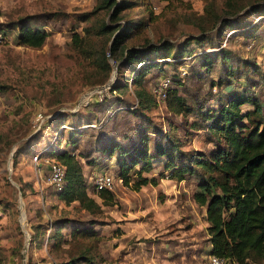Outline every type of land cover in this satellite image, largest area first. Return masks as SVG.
<instances>
[{
    "label": "rangeland",
    "instance_id": "obj_1",
    "mask_svg": "<svg viewBox=\"0 0 264 264\" xmlns=\"http://www.w3.org/2000/svg\"><path fill=\"white\" fill-rule=\"evenodd\" d=\"M113 1H128L132 6L111 21L110 11L100 8L102 0H0L4 35L0 40V264H62L80 255L88 257L89 264H207L205 208L194 199L201 168L178 181L169 178L164 159L155 158L142 176L155 178L156 184L135 190L137 165L130 171L129 186L115 182L108 190L107 203L90 192L100 207L92 215L76 202L59 201L47 182L48 164L34 162L33 156L40 153L49 160L53 157L48 152L56 146L80 154L89 188L101 171L116 175L115 158L107 159L96 145L104 143L103 133L124 145L128 137L136 143L133 130L141 121L128 110L136 104L130 69L118 68L107 53L112 35L97 31L102 23L118 27L127 21L138 28L124 43L126 48L142 50L148 58L165 56L158 60L164 61L158 62L161 71L151 70L144 78L143 87L158 106L146 115L161 125L166 118L180 122L177 137L184 150L211 149L207 132L190 128V123L199 121L196 113L171 117L152 88L168 77V86L176 87L193 109L201 102L204 109L216 110L230 90L242 94L245 90L262 100L264 15L253 24L258 17L249 11L251 0H183L169 5L157 0ZM233 10L238 13L231 15ZM25 16L33 27L48 33L38 48L17 41L12 25ZM223 17L233 26L222 27ZM73 33L80 37L81 47L72 44ZM192 37H201L202 47ZM186 39L195 52L203 49L214 59L224 50L230 59L223 66L217 61L211 70H200L195 57H176L177 46ZM173 77L179 79L178 85ZM227 77L231 83L225 86ZM211 81L218 85L211 86ZM114 85L118 90L109 93ZM240 109L244 112L251 106ZM37 112L40 120L35 118ZM75 127L81 133L69 146L65 142ZM59 218L94 220L95 236L71 238L67 223L61 239L50 240V225Z\"/></svg>",
    "mask_w": 264,
    "mask_h": 264
},
{
    "label": "trees",
    "instance_id": "obj_2",
    "mask_svg": "<svg viewBox=\"0 0 264 264\" xmlns=\"http://www.w3.org/2000/svg\"><path fill=\"white\" fill-rule=\"evenodd\" d=\"M157 1L169 5L181 3L183 0ZM102 3L100 8L110 11L111 21L121 10L132 6L128 1L116 3L113 0H102ZM247 5L249 11L256 13L258 17L253 24L260 22L264 15V0H251ZM237 13L238 10H233L231 15ZM29 18L21 17L8 26L16 28L19 43L38 48L48 33L33 27ZM84 18L86 19L87 15H84ZM230 22L229 18L223 17L220 25L228 28L233 26ZM132 25L128 21L118 27L112 26L111 23H102L97 32L112 35L107 53L118 63V68L130 69L128 76L135 88L133 93L136 104L132 109H128V112L141 121L133 130L137 142H132L128 137V144L124 145L112 135L103 133L101 139L105 137V141L103 144L97 143L96 151L107 159L115 158L118 167L115 176L126 186L130 185V171L138 165L133 171L136 181L132 188L135 190L141 186L156 184L155 178L142 176L143 172L150 171L155 158H163V167L169 170V178L178 181L182 180L185 174H195L201 168L203 172L198 174V192L194 199L198 205H204L205 208L208 255L224 257L231 264L264 262V97L260 100L255 94L245 90L243 94L230 90L225 102L216 110L204 109L205 106L201 102H196L193 109L186 104L184 97L178 94L176 87H168L162 101L165 111L171 117L180 115L181 119L194 111L199 121L190 123V128L204 129L213 145L211 149L204 151L184 150L177 137L182 130L180 122L177 124L166 118L165 124L161 125L152 122L146 115L148 109H156L158 106L151 92L143 87L144 78L151 70L161 71L162 63L158 62L164 61L158 60L165 56L148 58L142 50L126 48L124 43L131 36L132 30L138 28ZM189 39L202 47L201 37ZM189 39L177 46L176 57H183V54L195 57V64L200 70H211L217 61L222 66L229 61L230 57H227L228 54L224 50L219 51L214 59L203 49L199 52L193 51L188 48ZM71 42L77 48L81 47V39L77 33L72 34ZM227 71L228 76L232 75L228 67ZM172 81L178 85L179 79L173 77ZM224 83L225 86L231 83L229 77ZM210 85H218V82L211 81ZM118 87L114 85L108 92L116 91ZM244 104L250 105L251 109L242 112L240 106ZM80 133L78 127L70 130L65 143L74 145L77 142L76 135ZM48 155L55 158L64 168L63 186L59 191L54 188L57 199L65 205L76 202L80 209L92 215L98 212L99 205L87 194L89 185L81 172L82 165L78 158L80 154L56 146L49 150ZM95 194L102 202L107 203L106 201L110 200L108 190H100ZM67 223L70 224L71 238L95 236L94 220L74 222L59 218L51 223L48 238L59 241L61 230ZM90 262L88 257L80 255L62 264Z\"/></svg>",
    "mask_w": 264,
    "mask_h": 264
},
{
    "label": "built area",
    "instance_id": "obj_3",
    "mask_svg": "<svg viewBox=\"0 0 264 264\" xmlns=\"http://www.w3.org/2000/svg\"><path fill=\"white\" fill-rule=\"evenodd\" d=\"M4 37L3 31L0 30V40ZM184 74V73H182ZM170 79L168 77H162L159 79L158 83L155 87L152 88V92L156 99L163 101L166 96V90L169 87L168 84ZM37 120L42 118L40 112H37L35 115ZM37 160H42L48 164V177L47 182L49 185L53 186L56 191L61 190L63 186V176H64V168L63 166L54 158H50L49 160L45 157L42 158L40 153H35L33 156V161L37 162ZM117 183H122V180L116 177L113 173L108 171L99 172L93 179L92 185L88 188V192L97 193L100 190H111L113 185ZM207 264H229V261L221 256L217 255H208Z\"/></svg>",
    "mask_w": 264,
    "mask_h": 264
},
{
    "label": "crops",
    "instance_id": "obj_4",
    "mask_svg": "<svg viewBox=\"0 0 264 264\" xmlns=\"http://www.w3.org/2000/svg\"><path fill=\"white\" fill-rule=\"evenodd\" d=\"M87 194L89 195V194H90V192H88V191H87Z\"/></svg>",
    "mask_w": 264,
    "mask_h": 264
}]
</instances>
